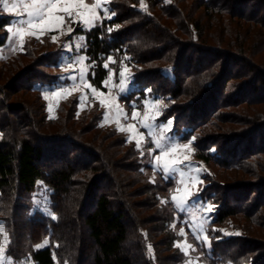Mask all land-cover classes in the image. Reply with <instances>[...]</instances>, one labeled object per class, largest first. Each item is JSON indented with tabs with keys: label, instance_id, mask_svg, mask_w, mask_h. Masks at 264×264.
I'll return each mask as SVG.
<instances>
[{
	"label": "trees",
	"instance_id": "1",
	"mask_svg": "<svg viewBox=\"0 0 264 264\" xmlns=\"http://www.w3.org/2000/svg\"><path fill=\"white\" fill-rule=\"evenodd\" d=\"M255 1L259 8L250 7ZM143 2L146 11L138 8L141 0H111L112 20L86 32L74 29L73 35L86 37L90 82L106 89L105 63L111 57L136 70L141 66L136 84L165 96L169 104L161 120L171 118L176 133L193 137L196 157L212 171L200 194L217 205L213 225L239 219L246 235L260 234L264 112L258 108L264 109V69L256 59L264 58V0ZM11 19L0 14V48ZM59 47L37 56L28 44L0 63V220L10 239L7 255L15 261L29 257L35 264H183L185 256L175 246L182 219L171 200L175 181L163 173L153 179L147 158L124 135L101 125L98 109L78 115L72 98L62 102L57 118H49L41 87L54 76L40 67L57 62ZM191 50L199 56L196 66L188 56ZM29 58L31 63H25ZM237 66L244 70L238 72ZM115 68L118 74L121 66ZM20 92L26 96L14 100ZM229 111L247 114L246 128L230 136L224 132H232L227 125L237 119ZM233 142L245 152L228 153ZM249 177L258 184L229 185ZM39 182L50 190L56 219L29 213ZM135 209H141L142 219ZM209 238L212 264H264L263 242L219 240L213 233ZM46 239L48 246L36 248Z\"/></svg>",
	"mask_w": 264,
	"mask_h": 264
},
{
	"label": "rangeland",
	"instance_id": "2",
	"mask_svg": "<svg viewBox=\"0 0 264 264\" xmlns=\"http://www.w3.org/2000/svg\"><path fill=\"white\" fill-rule=\"evenodd\" d=\"M166 1H169V0H166ZM12 2L13 0H9V3H12ZM85 2L91 5L95 2V0H85ZM110 2L111 0H105V6L109 8L110 10L109 14L111 15L113 10L110 7ZM259 5H260L259 1H255V3L251 5L250 7L255 9L256 7L259 8ZM138 8L142 9L141 4L139 5ZM263 8H264V5H263ZM263 12H264V9H263ZM0 14H4V15H8L12 17L11 23L8 26H12L15 23L16 19L19 18L17 17L15 13L4 12L2 8H0ZM99 14L102 17L104 15L103 12H100ZM114 16L115 14L111 16V19H106V20H112ZM98 24L100 23L98 22L96 25ZM69 27L72 28L71 33L68 32ZM76 27H79L85 32L93 28V27H90V28L85 27L83 24L79 23L78 21L76 23H73L71 19L66 17L65 23L62 29H58L56 31H49L43 35H40L38 32L37 35L39 36V39L32 35H26L25 42L22 48L19 46L18 38L13 37L11 40L8 39L10 36V33L7 31L8 33L7 42L4 47L0 48V63L6 62V61L9 62V60H11L13 57L22 53L25 49V46H27L28 44L30 46L35 47L38 50L37 56L45 55V54L48 55L50 53H53L57 48H60L59 46H61L63 51H61L57 62L55 64L54 63L51 64L50 68H46L44 66L40 67V70L45 75L54 76L52 78L51 84L41 87V91L43 93V102L46 105V108H47L46 111L48 113L49 118L50 119L57 118L62 102L75 98L78 103L77 104L78 115L88 113L92 109L94 110L98 109V111L102 113L101 114L102 116L101 125L107 128L115 129L118 133L124 135L128 141H129V138L132 136V133L128 131H119L118 128L120 126L127 127V125H130V124L135 125L138 132L144 134V139L141 140V148L139 150L143 152V155L147 158V163L150 164L151 166L152 163L154 162L153 155L159 154V152L154 151L152 154H150V150L154 149V145H153L151 137L148 136L147 131L142 127V124H141L142 118L145 115V113H148L149 115L156 114L155 109H149L147 107L149 103L155 102L157 104H160L161 105L160 112L158 114V118L155 120V124L159 125L160 121H162V120L159 121L160 119L159 115L162 116L165 110V107L169 104L168 101H166V99L164 98L165 97L164 95H161V93L158 94L157 92H155L152 86L143 85L142 83H141V86L139 85V83L136 84L134 75L139 72L138 70L141 69V66L140 67L136 66L138 68V70H136L135 66L131 67L127 65L125 62L121 63L120 61H117V59L113 57L109 58V60L105 63V65L107 64L106 68L109 71L108 77L106 81L104 82V87L106 89L101 90L95 87L89 80V73L91 71L92 64H90V62L88 61V57L84 56L86 55L84 53L86 37L85 35H73L74 29ZM61 31H63L65 34L61 35ZM147 35L149 36L150 34H147ZM53 36L58 37L57 41L53 42L52 40ZM69 45H71V50H69ZM76 45H80L81 47L77 49L75 47ZM192 52L193 50L189 52L188 56L190 57L189 59L193 58L194 66H196L199 56L197 54L196 55L193 54ZM79 57H84V65H83L84 66V82L83 83H81L80 78H79V69L80 67H82V65H80L79 63H73V61ZM30 59L31 58L25 60V63L30 64L32 61ZM256 63H259L260 67L264 69V67L262 66L264 65L263 57L262 58L259 57L258 59H256ZM70 64L72 65V67H69ZM117 65L121 66L120 72L123 69L127 68V71L125 72V78H126L127 83H126L125 91L123 92L119 91V84H120L119 73L120 72L118 74L116 73L115 67ZM3 69L4 67L0 66V71ZM242 70H244L243 66H237L238 72H241ZM164 74L166 76H173L171 69H165ZM72 75L77 76V80L75 84L73 81L67 78ZM129 77L131 78L130 80H128ZM1 82H4V80H2ZM158 84L156 85L158 86ZM88 85H91L92 88L96 89L99 93H103L104 95H98V94L93 93L91 89L88 87ZM63 87H67L69 89L68 94H62L61 97H56L53 95V90H60ZM147 90H150V91H147ZM5 92L9 94L7 90ZM45 93H47L49 96V99L47 100L44 99ZM131 94H133L132 98L131 97L128 98V96ZM22 95L26 96V93L20 92L19 97L17 98L15 97L14 100H18L20 96ZM137 95L139 96L138 99H136ZM81 97H84V100H85L83 105H81L80 103ZM26 98L29 99L30 102L34 101V95H27ZM216 98H217V95H216ZM101 100L106 102L105 106L101 105L100 103ZM108 102H113V106L111 108L107 106ZM49 105H51V111L49 110ZM117 105L119 109L122 110V112L120 113L119 120H117V111H116ZM128 105L131 107L135 105H139L140 106L139 108H134V109L141 113L140 117L133 119L132 118L133 111H130V109H128L127 107ZM258 109L264 112L263 108H258ZM229 113H232L231 115H235L238 121L236 120L234 121V123L227 125L229 128H231V131H232V132L229 131L226 133L224 132V135L228 134V136L232 135V133L236 131L245 129L246 127L244 124L247 123L246 122L247 119L245 118L247 117V114L244 113L243 111L241 112L235 111L234 114H233V111H229ZM106 115L108 116V120H105ZM11 119L14 120L13 117H11ZM165 122L167 121H163V123ZM181 134L182 136H184L183 133ZM165 136L170 138L165 143L177 142V140L179 139V137L178 138L173 137L175 135L174 133L171 132V127L165 133ZM139 138H140L139 136L134 137L130 143L136 144V140ZM190 140L193 143L195 139L192 137ZM225 143H227V141ZM179 144H188V143L180 142ZM191 145L192 144L190 143V148H191L190 151L181 149L177 153V155L181 157L185 155L188 156L187 161H184L182 164L177 165V168L179 170H183L185 173L184 184L180 183L178 174H172L170 176V179L174 180L176 183L174 194L179 195L180 193H178L176 190L178 188L183 189L185 186H189L190 190L194 193L191 197H189L183 211L177 209L182 219L179 218L178 219L179 226L176 225V232H177L178 238H177V241L175 242V245L177 243H184L185 239L187 240L188 244L192 245V248L189 249V252L187 255L183 252L185 256V260L183 264H187V261L189 259H192L194 261V264H212L208 261L209 258L207 257L208 252L210 253L211 245L209 246L208 244H205L202 240H197L193 232L190 230V228L192 227H195L197 229V234L201 236L207 235L209 242L211 241V239L209 238V235L213 233V234L218 235L219 240L224 239V238H235L236 237L238 239L239 238L245 239L249 243H258V242L264 243V226L263 225H261V228L259 227L261 230V233L257 235H252V236L246 235V233L244 232L245 223L244 221L239 220V219L229 220V222H227L222 227L213 225V221L215 217V210H216L217 205L213 203L212 199L208 197H203L200 194V191L202 190V188H204L208 184L206 180H204L205 175L208 174L209 172L212 173V171H210V169L203 162H201L200 160H198V158H196V148L194 147V145L192 146ZM237 146H238V143L237 144L234 142L230 143L228 147V153H232L234 151L239 150ZM242 152H245L243 148L239 150L238 153H242ZM156 173H163V172L159 169H156V170L153 169V173H152L153 179H155ZM189 173H191L193 176L198 175L199 180L202 181V183H196L195 186H191L188 180ZM123 174L124 173H121V176H123ZM117 177L119 178V176ZM252 178L253 177L247 178L246 180H244L243 183L241 182L242 180L240 182L231 181L229 185H231L232 187H236V188L240 186L242 188H251L254 185L258 184L256 179L255 178L252 179ZM256 190L257 192H259V189H256ZM208 203L215 206L214 211L211 213H207L203 207L204 204H208ZM28 209H29L30 214L39 212L46 216H50L48 215V212L45 211V209H47L48 211L52 213V215H54L51 209L50 190L42 182L38 183L37 189L35 190L34 193L31 194L30 204L28 206ZM140 210L141 209H138V210L135 209V211L137 212V215L139 216V219H142L143 213ZM205 216L207 217V223L204 225V228L206 229V231H204L203 233H200L198 231L200 220L202 217H205ZM262 222H264V220ZM175 224L176 223H174V225ZM3 226H4V223H3ZM181 229L184 230V232L186 233V236L180 235ZM4 230L6 231L5 226H4ZM8 240L10 242L9 236H8ZM3 243H4L3 236L0 235V244H3ZM8 244H7V247L5 248V257H6L5 264H7L8 260H10L12 264H35L29 257L23 258L22 260H19V261H15L12 257L8 256L7 255ZM48 245H49V241L46 239L44 242L36 245V248H43ZM203 248H204V251H201L200 249L203 250ZM237 248L239 247H236V249ZM261 252L264 253V251H261ZM166 255L167 253L166 254L164 253L162 256H166ZM219 264H223V263H219Z\"/></svg>",
	"mask_w": 264,
	"mask_h": 264
},
{
	"label": "snow or ice",
	"instance_id": "3",
	"mask_svg": "<svg viewBox=\"0 0 264 264\" xmlns=\"http://www.w3.org/2000/svg\"><path fill=\"white\" fill-rule=\"evenodd\" d=\"M0 8H2L4 12L15 13L17 17H19L18 19H16L15 23L12 26H6V30L10 33L8 39L11 40L13 37L18 38L19 46L21 48L23 47V44L25 42L26 35H32L39 39V36L37 35L38 32L40 35H43L49 31H56L58 29H62L66 17L71 19L73 23H76L78 21L85 27L90 28L95 27L98 22L102 23L103 19H111V16L115 14L114 12H112L111 15L109 14L110 10L107 6H105V0H95V2L91 5L86 3L85 0H13L12 3H9V0H0ZM141 8L145 11L147 10V6L144 4L143 0H141ZM100 12H103V17L99 14ZM116 27L118 28L119 26L117 25ZM108 30L109 32H111L113 31V28L109 27ZM68 32H72L71 27L68 28ZM63 34L65 33L61 31V35ZM57 39V36L52 37L53 42L57 41ZM75 47L79 49L81 46L76 45ZM69 50H71V45H69ZM73 63H79L80 65H82V67H80L79 69V78L81 83H83L84 57L77 58L73 61ZM69 67H72V65L70 64ZM105 67H107V64L105 65ZM126 71L127 68L123 69L119 73L120 92L125 91L126 88ZM68 79L73 81L75 84L77 76L72 75L69 76ZM130 79L131 78L129 77L128 80ZM88 87L93 93L98 95H104L103 93H99L96 89L92 88L91 85H88ZM68 93L69 89L67 87H63L60 90H53V95L56 97H61L62 94ZM44 99H49L47 93H45ZM84 102V97H81V105H83ZM100 103L102 106H105L106 104V102L103 100H101ZM107 106L111 108L113 106V102H108ZM147 107L149 109H155L156 114L149 115L148 113H145L142 118L141 124L142 127L147 131L148 136L151 137L154 145V149L150 150V154H152L154 151L159 152V154L153 155L154 162L151 166L154 170H161L166 179L170 178L172 174H178L180 183L184 184L185 173L183 170H179L177 168V165L182 164L184 161H187L188 156L185 155L181 157L178 156L177 153L181 149L190 151V144H179L178 142L165 143V141L170 139L169 137L165 136V132L170 129L173 121L171 118H169L167 122L156 125L155 120L158 118L161 105L152 102L149 103ZM49 110L51 111V105H49ZM116 111L117 120H119L120 113L122 112V110L119 109L118 105L116 106ZM140 115L141 113L134 109L132 113V118L136 119L140 117ZM105 120H108L107 115L105 116ZM118 130L128 131L132 133V136L129 138L128 142H131L134 137L139 136L140 138L136 140V146L137 149L141 148V140L144 139V134L138 132L135 125L130 124L127 125V127L120 126ZM141 155H143V152H141ZM188 180L191 186H195L196 183H202V181L199 180L198 175L193 176L191 173H189ZM176 191L180 194L172 195L171 200L175 204L177 209L183 211L189 197H191L194 193L190 190L189 186H185L183 189L178 188ZM162 202L166 203V201ZM203 207L207 213L213 212L215 208V206L210 203L204 204ZM45 211L48 212V215H50L52 219H56V217L52 215L50 211H48L47 209H45ZM206 223L207 217H202L198 229L200 233L206 231V229L204 228V225ZM190 230L193 232L197 240H202L205 244H208L210 246V242L207 235L201 236L197 234V229L195 227L190 228ZM0 235L3 236L4 240V243L0 244V264H5V248L7 247L9 240L8 234L4 230L2 221H0ZM180 235L186 236V233L183 229H181ZM175 246L179 247L181 251L184 252L186 255L188 254L189 249L192 248V245L188 244L186 239L184 243H177ZM7 264H12V262L8 260ZM187 264H194V261L192 259H189L187 261Z\"/></svg>",
	"mask_w": 264,
	"mask_h": 264
},
{
	"label": "crops",
	"instance_id": "4",
	"mask_svg": "<svg viewBox=\"0 0 264 264\" xmlns=\"http://www.w3.org/2000/svg\"><path fill=\"white\" fill-rule=\"evenodd\" d=\"M84 56H86V55H84ZM86 58H87V57H86ZM86 61H87V60H86ZM67 78H68V77H67ZM132 95H133V94L129 95L128 98H129V97L132 98ZM126 97H127V96H126ZM138 98H139V96L137 95V96H136V99H138ZM127 107H128V109H130V111H134V108H139L140 106H139V105H135V106H132V107H131V106L128 105ZM159 118H160V119H159V121H160V120H161V116H160V115H159ZM172 121H173V120H172ZM161 123H163V121H160V124H161ZM171 132L174 133V135H175V136H173V137H177V138L179 137V139L177 140V142H179V143H180V142H185V143H188V144H190V143L192 144V141H191V140H187V139H185V138L182 136V134H180V133H176V132H175L173 123H172V125H171ZM165 133H166V132H165ZM165 142H167V141H165ZM192 145H193V144H192ZM192 145H191V146H192ZM196 158H197V157H196ZM198 160H199V159H198Z\"/></svg>",
	"mask_w": 264,
	"mask_h": 264
}]
</instances>
